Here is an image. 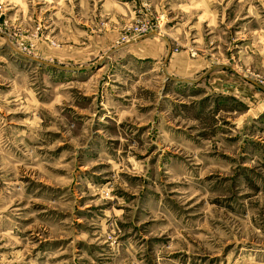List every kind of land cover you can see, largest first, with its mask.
<instances>
[{
	"label": "rangeland",
	"instance_id": "374dc122",
	"mask_svg": "<svg viewBox=\"0 0 264 264\" xmlns=\"http://www.w3.org/2000/svg\"><path fill=\"white\" fill-rule=\"evenodd\" d=\"M0 264H264V0H0Z\"/></svg>",
	"mask_w": 264,
	"mask_h": 264
},
{
	"label": "crops",
	"instance_id": "0c3cea01",
	"mask_svg": "<svg viewBox=\"0 0 264 264\" xmlns=\"http://www.w3.org/2000/svg\"><path fill=\"white\" fill-rule=\"evenodd\" d=\"M145 48L147 49V45H145ZM212 70H210L208 73H210ZM189 76H185V75H181V76H176V79L180 80V81H187L190 78H188Z\"/></svg>",
	"mask_w": 264,
	"mask_h": 264
}]
</instances>
